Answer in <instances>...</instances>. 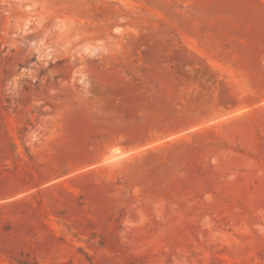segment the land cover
<instances>
[{"label": "rangeland", "instance_id": "1", "mask_svg": "<svg viewBox=\"0 0 264 264\" xmlns=\"http://www.w3.org/2000/svg\"><path fill=\"white\" fill-rule=\"evenodd\" d=\"M125 105L136 167L56 181ZM0 264H264V0H0Z\"/></svg>", "mask_w": 264, "mask_h": 264}, {"label": "crops", "instance_id": "2", "mask_svg": "<svg viewBox=\"0 0 264 264\" xmlns=\"http://www.w3.org/2000/svg\"><path fill=\"white\" fill-rule=\"evenodd\" d=\"M116 107L119 110L107 111L104 114V121H88L83 133L82 156L75 160L77 167H69V165L52 167L51 172L56 173V181L63 179L71 183L72 187L82 190L85 183L87 184L97 173L105 170V161H110L103 159L105 153L111 156V161L132 167L136 165L131 161L132 158L139 152L151 148L153 138L147 137L148 127L139 129L137 123L130 120L132 114L135 115L137 112V106ZM97 114L101 115V112ZM118 115L123 117L122 120H125L117 122ZM140 137L141 140H139ZM72 164L75 165L73 162ZM72 198L76 204L86 202L82 191L73 194Z\"/></svg>", "mask_w": 264, "mask_h": 264}, {"label": "bare ground", "instance_id": "3", "mask_svg": "<svg viewBox=\"0 0 264 264\" xmlns=\"http://www.w3.org/2000/svg\"><path fill=\"white\" fill-rule=\"evenodd\" d=\"M117 151V150H116Z\"/></svg>", "mask_w": 264, "mask_h": 264}]
</instances>
